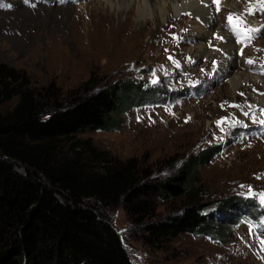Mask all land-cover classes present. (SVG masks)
I'll return each instance as SVG.
<instances>
[{
    "label": "rangeland",
    "instance_id": "obj_1",
    "mask_svg": "<svg viewBox=\"0 0 264 264\" xmlns=\"http://www.w3.org/2000/svg\"><path fill=\"white\" fill-rule=\"evenodd\" d=\"M122 1L118 0L117 9L118 3L111 7L106 0H0V64L25 72L29 88L41 95L54 92L67 103L71 97H83L128 79L144 81L147 86L157 84L177 94L169 101L124 111L117 130L85 131L56 140L49 150L51 157L59 162L71 160L70 165L85 178L101 175L117 162L133 160L135 168L130 173L143 175L141 181H152L170 174L188 156L215 145L219 151L197 174L202 202L235 194L264 205L260 201L264 193V106L253 99L255 95L264 98V29L250 41L238 43L226 20L229 12H242L248 0H226L228 4L222 0L219 11L211 0L213 24L191 11L167 18L164 24L156 12L153 21H137L135 5L125 12ZM247 20L260 27L264 12L257 11ZM121 21L127 24L124 31L116 35L104 31L114 33ZM205 25L209 33L194 31ZM218 27L227 32L235 47L230 58L223 48L227 38H214ZM130 32L138 34L127 40ZM249 59L254 62L246 63ZM234 74L240 80L246 75L263 80L241 81L233 89L229 78ZM43 96L40 103L46 105L49 101ZM17 101L13 96L0 105V111L11 110ZM247 186L253 195H248ZM152 201L158 214L152 217L155 220L179 212L184 198ZM90 202L100 217L115 226L132 264H264V228L247 217H239L222 240L184 233L150 242L145 231L149 217L137 222L121 203L101 206ZM203 212L213 213L214 207Z\"/></svg>",
    "mask_w": 264,
    "mask_h": 264
},
{
    "label": "trees",
    "instance_id": "obj_2",
    "mask_svg": "<svg viewBox=\"0 0 264 264\" xmlns=\"http://www.w3.org/2000/svg\"><path fill=\"white\" fill-rule=\"evenodd\" d=\"M50 94L29 88L25 72L0 64V105L18 97L11 110L0 111V264H132L117 229L90 200L101 206L121 203L137 222L149 217L145 231L150 242L184 233L222 240L239 217L259 226L264 222V205L252 198L233 194L202 202L197 174L219 151L215 145L152 181L130 173L133 160L85 178L71 160L59 162L49 154L54 141L85 131L117 130L121 113L169 101L175 91L128 79L67 103ZM42 96L48 104L40 103ZM156 197L184 201L179 212L153 220ZM211 205L214 212L204 213Z\"/></svg>",
    "mask_w": 264,
    "mask_h": 264
},
{
    "label": "bare ground",
    "instance_id": "obj_3",
    "mask_svg": "<svg viewBox=\"0 0 264 264\" xmlns=\"http://www.w3.org/2000/svg\"><path fill=\"white\" fill-rule=\"evenodd\" d=\"M106 1L109 2L111 7L115 6V4L118 3L116 8L120 9V2H118V0H106ZM210 1L211 0H124L125 3L122 1V4L124 5V7H123L124 11L126 9H128L131 4L135 5V7L137 8V9H135L136 13H137V21L142 20L143 18H145V20H148V19L152 20L154 18V12H156L157 13V17L160 20V23H163L167 18H177V17L182 16L187 11H191L194 14H196L199 18L204 20L205 22H208L209 24H213L215 22V17H214L215 13L211 9ZM224 2L227 3L226 0H224ZM59 3H61V2L59 1ZM231 6L236 8V3L234 1H232ZM232 10H234V9H232ZM250 20L253 21L255 19L251 18ZM117 27L118 28L114 31V33H113V31H111V30H109L107 28H104V31L107 34L110 33V34L116 35V34L120 33L121 31H124L125 29H123V28L127 27V24H126V22H122L121 21V24H118ZM167 27L170 28L171 27L170 24H168ZM194 31L198 35H201V34H203V32H205L206 34L209 33L210 29L208 27H206V25H205V27L204 26H196V27H194ZM217 32H218V34L220 36H223L224 38H227V42L228 43L224 44L223 48L226 51L225 54H227L229 56L227 58H230L232 56V54H235V51H234L235 47L230 42V39H229L230 37L227 35L226 31H222L218 27ZM125 33L128 34V32H125ZM134 34H136V33H134ZM134 34L130 32L129 33L130 36L128 35V39L127 40H130L131 38H134L133 37ZM137 34H138V32H137ZM137 34L135 36H137ZM225 41H226V39H225ZM150 46H151V44L149 45V48H150ZM199 52H202V48L201 47L199 49ZM241 59H242V57H241ZM224 65L227 66V63L224 64ZM239 78L240 77L237 74H234V75H232L229 78L230 85L232 86L233 89L236 88L240 84L241 81L249 80V83L253 84V83H259V80H263V79H259L260 77L257 76V75H254V76L246 75L241 80ZM263 83H264V80H263ZM254 98L257 99V103L260 106L261 105L264 106V98L258 97L256 95L253 96V99Z\"/></svg>",
    "mask_w": 264,
    "mask_h": 264
},
{
    "label": "snow or ice",
    "instance_id": "obj_4",
    "mask_svg": "<svg viewBox=\"0 0 264 264\" xmlns=\"http://www.w3.org/2000/svg\"><path fill=\"white\" fill-rule=\"evenodd\" d=\"M63 2V0H62ZM212 3L216 5V10L219 11L222 6V0H212ZM257 11L264 12V0H248L247 6L242 12H229L226 20H227V27L229 30L237 37L238 43H243L244 41H250L254 34L259 33L261 29H264V25H260V27H253L251 23L247 20V16L254 15ZM217 40H224L223 36H220L218 33L214 36ZM209 46L211 47L212 44L209 42ZM219 50V49H217ZM243 55V49L240 52ZM171 59V57H170ZM251 59L247 60L246 63H253ZM215 61L213 64L215 65ZM156 81H153L155 83ZM243 95V93H241ZM234 107H239L238 105H233ZM248 115V113H245ZM227 118H222V120L217 121V125L222 124ZM264 123V121H261ZM245 187V186H241ZM249 188L248 195H253L251 191V186H247ZM260 201L264 204V193L260 194ZM260 227L264 228V222H261ZM261 244L264 245V239L261 240Z\"/></svg>",
    "mask_w": 264,
    "mask_h": 264
}]
</instances>
